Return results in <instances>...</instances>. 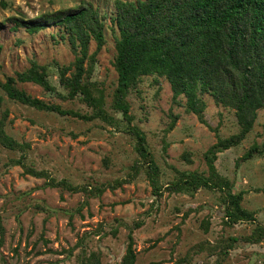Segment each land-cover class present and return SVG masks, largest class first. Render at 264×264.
Wrapping results in <instances>:
<instances>
[{
  "label": "rangeland",
  "instance_id": "1",
  "mask_svg": "<svg viewBox=\"0 0 264 264\" xmlns=\"http://www.w3.org/2000/svg\"><path fill=\"white\" fill-rule=\"evenodd\" d=\"M82 1L0 0V83L32 63L43 65L54 90L33 82H16L17 87L61 108L91 114L80 96L64 99L59 95L67 90L59 83L57 69L75 59L67 31L59 25L35 32L13 29L10 19L36 18L77 7ZM87 1L106 16L105 43L96 55L91 79L104 89L103 107L111 122L39 110L10 99L0 86L1 110L7 111L6 132L30 144L28 165L73 185L105 188L100 195H89L47 186L44 178L23 174L12 163L21 152L0 144L4 228L0 264H78L80 256L91 252L98 254L99 264H122L129 228L136 221L141 225L132 231L134 264H264V239L257 243L243 240L256 226H264V107L239 144L215 154L218 174L229 181L233 193H243L241 206L253 214L251 220L228 223L225 190L185 185L177 191L173 185L181 173L207 177L204 153L216 142L211 128L217 127L223 138L237 133L240 127L234 109L217 104L209 92L200 93L206 106L207 124H203L186 110L183 95L173 99L165 76H142L126 99L134 116L131 124L145 133L156 165V172H151L135 149L128 124L111 105L117 82L113 62L118 32L110 22L114 0ZM95 48L91 40L88 52ZM72 71L71 67L67 76ZM174 115L177 118L170 128ZM253 147L257 150L244 157ZM110 184H116L115 188L110 189ZM230 237L237 240L225 250L221 243Z\"/></svg>",
  "mask_w": 264,
  "mask_h": 264
},
{
  "label": "trees",
  "instance_id": "2",
  "mask_svg": "<svg viewBox=\"0 0 264 264\" xmlns=\"http://www.w3.org/2000/svg\"><path fill=\"white\" fill-rule=\"evenodd\" d=\"M104 18L106 16L101 15L87 0H83L77 7L36 18H10L13 29L22 27L28 32H35L50 25H59L67 31L75 59L71 64L61 65L57 69L59 83L67 90L65 95H59L64 99L80 96L92 109L91 114L85 115L61 108L58 104L45 102L18 88L16 82H33L45 90L55 89L48 79L46 67L36 63H32L25 71L15 73V77L7 76L0 83L6 95L39 110L83 120L100 118L111 122V117L103 107L104 89L91 79L96 55L105 43ZM110 20L118 32L115 37L116 55L113 62L117 82L111 105L122 114L123 120L128 124V132L135 138V149L140 158L149 164V168L153 170L151 172H156V165L153 164L146 146L145 133L131 124L134 116L130 113L126 99L129 90L136 88L142 76H165L173 92V99L183 95L186 110L196 114L203 124H207L203 115L206 106L200 93H211L217 104L234 109L240 129L237 133L223 138L218 134L217 127H209L215 131L216 142L204 153L207 177L181 173L182 178L174 183L173 189L179 191L188 185L187 188L206 186L225 190L226 222L253 219V214L241 206L243 193L231 191L229 181L218 174L214 159L216 152L239 144L252 129L257 111L264 107V0H114V13ZM91 40L95 41L96 48L89 53ZM1 49L0 44V52ZM71 67L73 71L67 76ZM1 103L0 96V144L21 152L12 163L19 165L23 174L44 178L45 185L70 193L102 194L105 186L88 188L85 185H73L66 179L52 177L46 170H37L28 165L26 152L30 144L18 141L6 132L7 111L1 110ZM176 118L174 115L170 128ZM256 150L253 147L244 157H250ZM125 181L126 179L116 184L120 185ZM116 184L108 187L114 189ZM207 222L205 220L203 223L205 229ZM140 225L141 222L136 221L129 228L122 264H134L132 231ZM3 232L0 216V244ZM263 239L264 226H256L248 236L243 237L244 241L250 243ZM236 240L237 238L230 237L221 246L228 249ZM78 264H99L98 254H84L79 257Z\"/></svg>",
  "mask_w": 264,
  "mask_h": 264
}]
</instances>
